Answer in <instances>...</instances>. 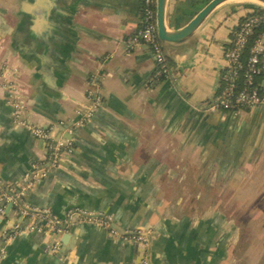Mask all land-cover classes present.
<instances>
[{"label": "crops", "instance_id": "0c3cea01", "mask_svg": "<svg viewBox=\"0 0 264 264\" xmlns=\"http://www.w3.org/2000/svg\"><path fill=\"white\" fill-rule=\"evenodd\" d=\"M206 3L195 12L191 0H167L168 28L184 26ZM254 4L225 1L186 40L163 42L171 75L156 79L152 49L131 42L144 0H0L3 180L20 183L48 156L46 143L14 122L10 84L25 119L74 140L27 196L65 222L62 246L53 251L56 238L37 231L8 239L5 225L19 220L8 206L0 264H139V246L122 237L135 231L150 237L152 264H264L248 257L231 209L264 208V105L208 109L234 30ZM91 91L101 104L78 125ZM76 208L104 212L122 235L68 223Z\"/></svg>", "mask_w": 264, "mask_h": 264}, {"label": "built area", "instance_id": "2783aa9c", "mask_svg": "<svg viewBox=\"0 0 264 264\" xmlns=\"http://www.w3.org/2000/svg\"><path fill=\"white\" fill-rule=\"evenodd\" d=\"M263 22L264 15L255 14L239 24L232 45L225 54L227 67L222 75V85L214 100L208 104L209 110L240 113L264 105V78L260 82L257 81L258 77L264 75V32L255 39L245 57L250 36ZM131 42L133 45L144 43L152 49L156 59V79L168 78L171 75V66L163 42L158 36L157 0H144L143 25ZM9 88L14 98V122L43 140L47 146L48 156L44 162L34 165L26 172L18 184L6 183L0 174V223L5 222L7 207L11 205L19 220L10 227L8 224L5 225L4 234L8 235V239L14 238L20 232L37 231L55 237L52 250L57 251L62 246L60 236L66 231L67 225L51 208L30 204L27 196L37 183L46 179L60 166L64 154L74 149V140L55 138L52 134L53 126L42 127L25 119L22 104L18 100L16 84H10ZM89 98L90 103L80 111L82 115L77 122L78 125L89 121L101 104L100 94L91 91ZM74 218L107 228L111 235H122L113 225L112 218L104 212L76 208L70 211L68 223L73 222ZM122 237L139 246L142 252L139 264H152L147 253L151 242L148 235L142 231H135L123 234Z\"/></svg>", "mask_w": 264, "mask_h": 264}, {"label": "rangeland", "instance_id": "374dc122", "mask_svg": "<svg viewBox=\"0 0 264 264\" xmlns=\"http://www.w3.org/2000/svg\"><path fill=\"white\" fill-rule=\"evenodd\" d=\"M224 193H226L227 196L231 194V192L229 191ZM251 193L252 195H250ZM216 194L218 195L219 192L211 193V195L215 197L217 196ZM234 194L237 195L239 193L234 192ZM240 197L244 198L243 196ZM247 197L253 198L255 197V193L250 191L247 193ZM231 209H232V216L234 220L237 221L238 226L240 227L241 230L243 246H244L243 248L249 250L250 254H248V257L264 260V221H263L264 208L241 207V208H231Z\"/></svg>", "mask_w": 264, "mask_h": 264}, {"label": "water", "instance_id": "95a60500", "mask_svg": "<svg viewBox=\"0 0 264 264\" xmlns=\"http://www.w3.org/2000/svg\"><path fill=\"white\" fill-rule=\"evenodd\" d=\"M228 0H210L200 9L193 18L184 26L176 29H169L167 19V0H157V28L158 36L162 42H181L193 35L196 29L206 17L221 3ZM264 3V0H257ZM9 207L12 208L10 205Z\"/></svg>", "mask_w": 264, "mask_h": 264}, {"label": "trees", "instance_id": "16d2710c", "mask_svg": "<svg viewBox=\"0 0 264 264\" xmlns=\"http://www.w3.org/2000/svg\"><path fill=\"white\" fill-rule=\"evenodd\" d=\"M208 1H210V0H191V6L193 7L194 11L196 12L204 3L208 2ZM253 8H254V11L251 12V13H249L248 15H246L244 18H242L240 20V23L239 24H241L245 19H247L248 17H250L252 15H255V14H262V15H264V6L263 5H261V4H254L253 5ZM239 24L235 28L234 34H235V31L238 28ZM263 32H264V22L261 23L258 27H256L254 29V32L250 36L248 48L245 51V57L248 55L250 46L253 44V42L255 41V39L257 37H259ZM233 38H234V36H233ZM263 78H264V75L258 77V80L257 81L260 82V81L263 80ZM222 82H223V79L221 81V85H222Z\"/></svg>", "mask_w": 264, "mask_h": 264}, {"label": "bare ground", "instance_id": "6f19581e", "mask_svg": "<svg viewBox=\"0 0 264 264\" xmlns=\"http://www.w3.org/2000/svg\"><path fill=\"white\" fill-rule=\"evenodd\" d=\"M255 1H257V0H255ZM258 3H260V4H262V5H264V3H262V2H259V1H257Z\"/></svg>", "mask_w": 264, "mask_h": 264}]
</instances>
